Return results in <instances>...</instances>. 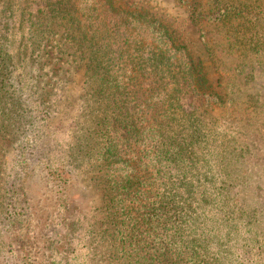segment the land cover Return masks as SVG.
Listing matches in <instances>:
<instances>
[{
	"label": "rangeland",
	"instance_id": "obj_1",
	"mask_svg": "<svg viewBox=\"0 0 264 264\" xmlns=\"http://www.w3.org/2000/svg\"><path fill=\"white\" fill-rule=\"evenodd\" d=\"M57 1L0 0V264L156 262L165 228L152 241L141 226L131 245L103 179L105 141L126 138L121 122L152 95L179 101V140L197 131L177 167L150 168L145 184L157 186L142 196L154 209L171 197L181 206L178 264H264V47H253L264 0H64L70 24L50 19ZM228 7L242 11L220 26L206 19ZM192 64L209 95L183 88Z\"/></svg>",
	"mask_w": 264,
	"mask_h": 264
},
{
	"label": "trees",
	"instance_id": "obj_2",
	"mask_svg": "<svg viewBox=\"0 0 264 264\" xmlns=\"http://www.w3.org/2000/svg\"><path fill=\"white\" fill-rule=\"evenodd\" d=\"M59 8H57V5H48L49 7L47 9V13H49V17L53 20L60 19V22H64V24H70L71 19L67 18L70 16V14H64L66 12L65 2L64 0H58ZM239 5L242 6L243 9H250L256 8V3H245L243 1H239ZM240 9H235L233 7H228L224 10L218 11V12H208L207 16H203L206 19H210L213 21L214 26H220L225 20H230L231 17H235L236 14L241 12ZM56 12H60V14L55 15ZM61 16V18H59ZM201 14H199L197 17H200ZM67 19L69 21H67ZM53 21L45 24V26H48L49 24H52ZM39 27H42L41 25H38L36 23L31 24L30 29L32 33L37 32V29ZM44 27V26H43ZM39 31L38 33H41ZM41 33V34H43ZM260 45H253V47H264V42ZM157 61L158 58L154 57ZM5 60H3L4 62ZM193 71L189 73V82L186 78V73H184L183 77V88L188 87L192 94H202V95H209L207 93L208 88L206 87V81L205 77L201 75V72L197 70V68L192 64ZM4 66L2 68L0 67V91L1 87H4V78L3 77V71ZM97 72V71H96ZM168 77L172 79L174 76L172 75L171 71L168 70L167 72ZM96 74H93L95 76ZM155 77L154 75H152ZM130 77V76H129ZM102 80V78H101ZM110 80V82H109ZM134 76L129 80V82H133ZM104 83V81L102 80ZM106 82L109 83V86L111 85V82L114 84V91L117 90V83L113 78H106ZM134 84V83H133ZM172 84V83H170ZM177 84V83H173ZM179 85V84H178ZM99 84L96 88H99ZM109 87H107L108 89ZM100 89V88H99ZM103 90L97 91L98 94L102 93ZM181 94H184L183 90H180ZM104 93V92H103ZM116 92L112 93L111 89L109 88V96L114 95ZM211 94V92H209ZM115 96V95H114ZM147 102L145 99H137L135 110L137 111L136 114H131L128 116L127 119H124L121 123H123L122 130L130 129V132L127 131L122 135L119 136H127L126 138L117 139V140H111L107 138L105 141V145L103 146V159L104 162H107V166L105 169L104 177L103 179L106 181L104 184L107 185L108 189V198L109 201L112 203H115L116 210H119L125 218L129 220L127 222V226L129 227V235L131 240V245L133 242H136V239L138 237H141L144 231H142L141 226L147 225L149 227L148 236L152 237L148 238L152 241L154 239H159L161 235H159L157 232L159 230H163L162 227H164L165 231L163 233L166 242L164 251L162 254L158 255L156 262H150L148 264H178V260H180V256L174 252H172L171 248L176 241V232L177 230L174 228L176 225L175 223L180 218V214L182 212L181 206L177 203L173 197L172 199H169L168 201H160L161 205L158 209H154L150 205H146L143 203V195L146 194L149 191H151L154 187L157 186V183L154 184H145L147 180L150 179V168L155 164L159 166H164L165 168L171 167L167 165L168 162H170L174 167H177L179 164V161L182 159L183 154H187V151L190 152L192 146L193 140L192 138L195 137V134H197V131L194 129V131L190 130L189 143L186 144V142H183L179 140L181 137V133L178 132L175 128L179 126L176 121V112L178 110H181V106H179V101L176 102L177 104L174 105L172 102V106L166 104H160V100H157L155 102V99L153 98V95L151 96V99L147 103V109L146 105L143 107ZM121 105L125 106V103H120ZM113 107H118L113 106ZM110 105V110L113 109ZM158 107L164 111L163 114H158L159 116L156 118L155 116L153 118L146 119V113L151 114V111H157ZM108 108V106H107ZM119 108V107H118ZM109 110V108H108ZM127 110V107L126 109ZM183 111V110H182ZM111 112V111H110ZM115 112V108H114ZM128 112V111H127ZM138 114L140 115V118H138ZM183 114V113H181ZM137 115V117H136ZM185 115L188 116L189 120L192 119V115L190 113H186ZM113 114L110 113L109 115L103 116L101 118V122L105 123L106 129L110 126L115 125L116 121L111 120ZM4 119H1L2 122ZM144 123V124H143ZM120 127V126H118ZM190 127V126H189ZM149 132L146 134H143L144 131L148 130ZM141 131L142 133H139ZM107 134V133H106ZM142 135H146L145 138L140 140V137ZM169 156L171 161H166L164 159V156ZM128 160V165L127 161ZM121 164L123 165L122 168H117L116 165ZM125 174V175H124ZM120 175H124L122 178ZM145 184L146 186H143ZM147 189V190H146ZM144 190V191H143ZM115 200H117L115 202ZM144 210V214H140L141 211ZM117 213V212H116ZM134 215V216H133ZM137 215V216H136ZM177 219V221H176ZM134 220V222H133ZM136 223V224H135ZM128 237V236H127ZM140 241V240H139ZM151 260V259H150ZM152 261V260H151Z\"/></svg>",
	"mask_w": 264,
	"mask_h": 264
}]
</instances>
